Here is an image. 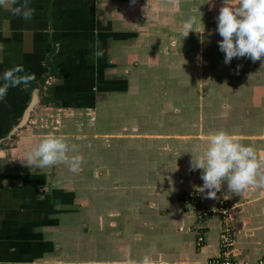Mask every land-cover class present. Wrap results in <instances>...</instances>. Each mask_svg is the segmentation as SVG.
Segmentation results:
<instances>
[{"label":"crops","instance_id":"1","mask_svg":"<svg viewBox=\"0 0 264 264\" xmlns=\"http://www.w3.org/2000/svg\"><path fill=\"white\" fill-rule=\"evenodd\" d=\"M211 3L214 6L203 0H28L35 12L27 21L0 8V75L21 64L36 77L27 86L10 87L0 100V150L9 158L0 161V264L45 263L46 237L50 241L55 232L60 235L62 227L66 229V215L84 219L86 197L91 198L90 218L94 209H102L108 227L122 231L125 225L116 228L114 219L133 207L131 191L142 193L135 203L140 214L156 215L160 221H144L136 245H122L123 264H142L146 256L150 264H212L220 251V216L211 214L201 228L196 226V207L183 199L190 192L211 210L227 195L237 259L264 264V187L237 195L228 192L224 182L217 199H209L196 190L203 184L202 170L190 167L206 147L203 137L220 130L239 136L264 160V98H199L193 112L197 109L202 122H192L184 134L171 125H157L170 132L153 133L139 126L154 118L151 113H158L157 119L162 115L156 111L162 99V94L155 95L157 82L175 78L169 77L177 62L171 56L178 57L179 49L195 43L189 40L192 31L182 38L184 22L195 17L217 28L223 0ZM97 51L102 55L96 56ZM84 123L87 126H80ZM49 135L66 136L70 146L76 145L69 156L83 154L87 146L96 150L97 158L89 162L97 169L87 187L89 195H84L83 164L73 173L63 163L31 168L21 161ZM84 135L90 136L88 142L82 140ZM143 149L152 156L145 158ZM132 171L137 174L134 180L126 177ZM260 172L264 174V167ZM102 182L107 187L99 185ZM96 215L98 227H103Z\"/></svg>","mask_w":264,"mask_h":264},{"label":"rangeland","instance_id":"2","mask_svg":"<svg viewBox=\"0 0 264 264\" xmlns=\"http://www.w3.org/2000/svg\"><path fill=\"white\" fill-rule=\"evenodd\" d=\"M198 22L194 24L195 28L200 27L201 23ZM203 24L205 30H210H208L209 32L206 36L204 35V42L201 43L199 34L192 31L194 37L189 39L191 42L195 41L191 45L192 47H183L184 49H179L180 54L178 57L171 56L170 58V60L173 58V61H177L175 68H172V71L169 72V77L172 78L173 74L175 78L172 80L165 78L163 83L161 81L157 82L155 95L160 98L162 94V99L157 102L156 111L162 113L161 116L166 120V123H162L161 116L157 119L156 114L158 115V113H151L154 118H146L139 125L146 133H153L159 130L170 132L169 128L163 130L159 127H162L161 125H171L178 127L177 131L184 134L188 130V125L192 122H195L196 125L202 122V118L196 113L197 109L193 112L199 98H264V64L260 60L253 62L247 57L233 58L230 63L225 64V54L218 46V41L222 37L219 33H213V30H216L214 29L216 25L213 23L207 24L204 21ZM189 33L192 34L191 31ZM185 40L187 39L183 41ZM163 71L166 72L165 70ZM177 108L180 109L179 112L176 111ZM168 113H172L173 116L169 117ZM77 121V123H80L82 119ZM80 126L85 127L87 125L84 123ZM82 134H86V132H82ZM180 136L182 137L183 135L181 134ZM83 137L82 140L84 142L89 141V135H84ZM96 141L94 139V142ZM103 141L102 138L98 140L99 146L104 143ZM141 151L143 153L146 152L145 158H147L148 154L152 156L151 151L148 149ZM82 153L84 155L80 154V156L83 157L82 164L85 166L82 173L85 179L83 184L84 195L87 193L89 195L87 187L91 186L90 179L94 178L97 170L95 168L91 169L89 162H91V158H97V153L94 148L90 151L89 146L85 147L84 151L82 149ZM116 158L118 159L119 157L116 156ZM131 170L133 169L131 168ZM135 173L133 171L128 172L126 177L134 180L137 175ZM99 185L107 187L108 183L102 182ZM189 194L194 195V193L190 192L183 195V199L186 200L185 198ZM140 195H142L141 192H139L138 196ZM131 196V201L133 200L134 203L133 207L126 209L123 214L114 219L117 224L116 228L125 225L122 231H113L108 227L107 215L103 214L102 209H94L93 213L95 212V214L90 218L91 198H83V211L86 213L84 214V219H81L80 214L66 215L63 222V226L67 223L69 224L65 227L66 229L62 227L60 235L58 232H55V234H53L54 232L51 233L53 235L50 237V241H47L49 237H46V262L42 264H123L122 245H136V233L140 225H146L143 224L144 221H149L148 224L160 221L156 215H150L149 213L148 215L140 214L138 208L135 207L138 196L133 191H131ZM79 206L77 205V208ZM96 213L100 214V222L104 224L103 227H98V215ZM77 216L79 218L78 221H73V218ZM48 221H52L51 224L55 222L54 219ZM48 221H46V225ZM74 222H78V225L73 224ZM69 226L70 228H68Z\"/></svg>","mask_w":264,"mask_h":264},{"label":"clouds","instance_id":"3","mask_svg":"<svg viewBox=\"0 0 264 264\" xmlns=\"http://www.w3.org/2000/svg\"><path fill=\"white\" fill-rule=\"evenodd\" d=\"M203 3L214 6L211 0H203ZM0 8L21 16L26 21L31 20L35 12L34 8L29 7L28 0H23L22 3L18 0H0ZM216 20V31L222 37L218 46L225 54V64L230 63L233 58L241 57L250 58L253 62L260 60L264 64V0H223ZM195 23V17L184 22L182 38L187 37L190 31H195L203 43L205 26L201 21V27L195 28ZM2 51L3 45H0V52ZM95 55H102V51H97ZM35 78V74L25 73L21 64L6 69L0 75V79L4 81L0 84V100H4L10 87L15 88L22 84L27 86ZM176 111L179 112L180 109L177 108ZM203 139L206 147L198 157L192 158L190 164L191 170H202L203 184L196 188L199 193L206 194V198L217 199V193L222 191L224 182L227 183L228 192L237 195L250 187H264V174L260 172L264 167V160L257 158L253 147L241 143L239 136L223 130L210 133ZM67 141L66 136H46L21 161L31 168L52 167L63 163L69 166L71 172L78 173L83 157L69 156V152H75L77 147L74 144L70 146ZM8 159V153L0 150V161ZM224 198L229 197L225 195ZM142 264H150L147 256Z\"/></svg>","mask_w":264,"mask_h":264},{"label":"built area","instance_id":"4","mask_svg":"<svg viewBox=\"0 0 264 264\" xmlns=\"http://www.w3.org/2000/svg\"><path fill=\"white\" fill-rule=\"evenodd\" d=\"M195 195V194H194ZM187 195L186 201L194 205L197 210L196 226L200 227L207 217L211 214L220 216V237H219V255L213 258L212 264H263L261 262L251 263L237 259V250L235 248V232L229 214L232 211V205L226 199L218 200L215 209L211 210L202 204L197 195ZM202 232L201 229L198 231ZM204 233V232H203ZM203 234H198V243L204 242Z\"/></svg>","mask_w":264,"mask_h":264},{"label":"water","instance_id":"5","mask_svg":"<svg viewBox=\"0 0 264 264\" xmlns=\"http://www.w3.org/2000/svg\"><path fill=\"white\" fill-rule=\"evenodd\" d=\"M34 106V101L30 103V105L28 106V108L26 109L24 116L21 120V124H24V122L27 120V116L29 114L30 109Z\"/></svg>","mask_w":264,"mask_h":264}]
</instances>
